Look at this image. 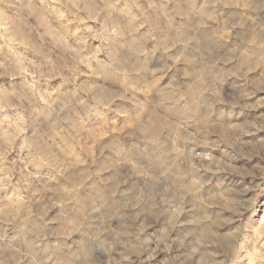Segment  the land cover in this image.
<instances>
[{
  "label": "clouds",
  "instance_id": "1",
  "mask_svg": "<svg viewBox=\"0 0 264 264\" xmlns=\"http://www.w3.org/2000/svg\"><path fill=\"white\" fill-rule=\"evenodd\" d=\"M0 264H264V0H0Z\"/></svg>",
  "mask_w": 264,
  "mask_h": 264
}]
</instances>
